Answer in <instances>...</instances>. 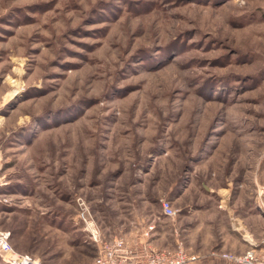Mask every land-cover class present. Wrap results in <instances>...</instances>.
I'll list each match as a JSON object with an SVG mask.
<instances>
[{
    "label": "rangeland",
    "instance_id": "obj_1",
    "mask_svg": "<svg viewBox=\"0 0 264 264\" xmlns=\"http://www.w3.org/2000/svg\"><path fill=\"white\" fill-rule=\"evenodd\" d=\"M0 183L43 264L264 252V0H0Z\"/></svg>",
    "mask_w": 264,
    "mask_h": 264
},
{
    "label": "built area",
    "instance_id": "obj_2",
    "mask_svg": "<svg viewBox=\"0 0 264 264\" xmlns=\"http://www.w3.org/2000/svg\"><path fill=\"white\" fill-rule=\"evenodd\" d=\"M162 207L167 216L176 215V209L170 201L164 200ZM81 214L87 220L85 213ZM148 235L149 232H146L145 236ZM10 239V231L0 230V255L8 264H43L36 255L17 250ZM90 239L99 250L93 264H193L200 258L181 247L176 250L155 248L147 240L134 244L127 243L121 236L104 240L96 228L90 230ZM221 256L235 264H264V252L259 254L255 250L242 254L224 253Z\"/></svg>",
    "mask_w": 264,
    "mask_h": 264
},
{
    "label": "crops",
    "instance_id": "obj_3",
    "mask_svg": "<svg viewBox=\"0 0 264 264\" xmlns=\"http://www.w3.org/2000/svg\"><path fill=\"white\" fill-rule=\"evenodd\" d=\"M223 199L224 200H226L227 199V193L225 192V193H223ZM258 203V201L257 200H255L254 199V201L252 202V203H250V204H252V205H255L256 206V204ZM244 235V238H247L248 239V237L245 235V234H243ZM261 240H259V241H255V244H257L256 242H260ZM225 246H226V244H224ZM227 247V246H226ZM231 249H233V248H235L234 250H238V247L236 246V247H230ZM234 252H238V251H234ZM241 252V251H240ZM193 264H235V263H232V262H230V261H228V260H214V259H205V258H199L198 259V261L197 262H195V263H193Z\"/></svg>",
    "mask_w": 264,
    "mask_h": 264
},
{
    "label": "bare ground",
    "instance_id": "obj_4",
    "mask_svg": "<svg viewBox=\"0 0 264 264\" xmlns=\"http://www.w3.org/2000/svg\"><path fill=\"white\" fill-rule=\"evenodd\" d=\"M12 82H14V84L17 86L18 85V83H16V81L15 80H12Z\"/></svg>",
    "mask_w": 264,
    "mask_h": 264
}]
</instances>
